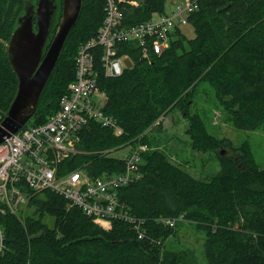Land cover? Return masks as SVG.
<instances>
[{
	"label": "trees",
	"instance_id": "obj_1",
	"mask_svg": "<svg viewBox=\"0 0 264 264\" xmlns=\"http://www.w3.org/2000/svg\"><path fill=\"white\" fill-rule=\"evenodd\" d=\"M135 1L121 5L123 26L163 14L168 2ZM190 1L196 9L186 17L194 37L187 39L176 27L168 47L160 54L149 50L147 58H142L136 41L117 42L118 55L132 60L131 69L118 76L102 73L101 48L92 46L96 87L105 95L102 113L112 117L122 134L115 136L107 126L88 121L79 135L78 152L59 164L58 174L83 170L91 178L118 175L124 172V159L102 152L147 146L140 153L138 179L115 190L118 204L110 229L100 228L50 190L34 193L24 188L27 203L22 207L27 211L19 207L16 214L5 210L0 216V264H196L192 251L177 253L164 243L180 221L203 234L207 264H264V168L253 159L247 143L234 148L228 139L211 135L191 109L197 86L205 82L224 121L234 129L264 127V0ZM104 5L105 0H82L79 17L27 126L45 123L58 109V100L74 78L79 46L96 37ZM23 7L24 0H0L1 119L17 88L5 50ZM60 8L61 0L49 41ZM174 110L187 123L184 133L190 149L212 153L219 170L194 177L165 151L153 148L147 132L160 129V120ZM48 217L54 221L52 227L44 221ZM163 219L174 220V226ZM138 225L145 231L141 239Z\"/></svg>",
	"mask_w": 264,
	"mask_h": 264
},
{
	"label": "built area",
	"instance_id": "obj_2",
	"mask_svg": "<svg viewBox=\"0 0 264 264\" xmlns=\"http://www.w3.org/2000/svg\"><path fill=\"white\" fill-rule=\"evenodd\" d=\"M135 4V0H105L101 26L95 38L79 46L74 60V78L58 100V109L45 123L24 126L1 142L0 216L5 210L16 214L19 207L24 206L27 201L24 188L34 193L50 190L63 197L68 207L79 208L100 228L110 229V218L115 217L118 204L115 190L138 179L140 153L147 150V146L140 145L129 151L124 158V172L119 175L91 178L83 170L58 174L59 164L78 152L79 135L88 121L107 126L115 136L122 134L112 117L102 113L105 95L96 87L97 70L92 46L101 48L98 60L102 73L106 77L118 76L124 70L121 58L130 57L118 55L117 42L136 41L142 47V58H147L149 50L160 54L168 47L173 29L186 25V16L196 9L195 3L186 0L175 6L170 14H158L152 18L153 15L141 24L123 26L121 5ZM162 221L170 227L175 224L174 220ZM136 231L141 239L145 231L139 225ZM2 242L0 229V253Z\"/></svg>",
	"mask_w": 264,
	"mask_h": 264
},
{
	"label": "rangeland",
	"instance_id": "obj_3",
	"mask_svg": "<svg viewBox=\"0 0 264 264\" xmlns=\"http://www.w3.org/2000/svg\"><path fill=\"white\" fill-rule=\"evenodd\" d=\"M185 1H166L164 3L165 11L163 14H170L175 6L181 5ZM57 3L59 4V0ZM157 15L154 14L152 18ZM177 27H179V30H181L187 39L194 37V31L191 25L186 24ZM121 59L123 68L131 69L132 61L124 57ZM213 94L212 88L207 83L200 82L197 86L196 94L193 95L192 112H197L201 116L211 135L228 139L231 147L236 148L242 143H247L254 157L253 159L260 168H264V127L254 130L234 129L230 123L224 121L225 116L222 110L218 108ZM159 123L161 128H152L147 132L146 136L152 143L153 148L165 151L173 163L184 166L191 176L204 177L206 174L219 170V164L213 160L214 155L212 153H200L190 149L188 136L184 133L187 123H185V120L178 111L174 110L169 112ZM130 150H132V146L128 145L108 151V155L114 158L124 159ZM21 209L27 211L23 207ZM52 220L50 217L44 219L49 227L53 226L54 221ZM192 227L187 222H177L173 228V235L164 241V243H166L168 250L176 251L177 253L187 250L192 251L196 264H207L205 256L203 255V234Z\"/></svg>",
	"mask_w": 264,
	"mask_h": 264
},
{
	"label": "water",
	"instance_id": "obj_4",
	"mask_svg": "<svg viewBox=\"0 0 264 264\" xmlns=\"http://www.w3.org/2000/svg\"><path fill=\"white\" fill-rule=\"evenodd\" d=\"M24 0L22 14L7 42V60L17 79L13 101L0 122V144L24 127L35 113L40 95L57 66L67 34L79 17L82 0H62L57 28L51 26L56 0ZM49 42V43H48ZM48 46L46 48V45Z\"/></svg>",
	"mask_w": 264,
	"mask_h": 264
},
{
	"label": "flooded vegetation",
	"instance_id": "obj_5",
	"mask_svg": "<svg viewBox=\"0 0 264 264\" xmlns=\"http://www.w3.org/2000/svg\"><path fill=\"white\" fill-rule=\"evenodd\" d=\"M37 1H38V0H33L32 3H33L34 5H36ZM57 1H58V0H56V4H57Z\"/></svg>",
	"mask_w": 264,
	"mask_h": 264
},
{
	"label": "bare ground",
	"instance_id": "obj_6",
	"mask_svg": "<svg viewBox=\"0 0 264 264\" xmlns=\"http://www.w3.org/2000/svg\"><path fill=\"white\" fill-rule=\"evenodd\" d=\"M122 173H123V172H122ZM122 173H120V174H122ZM118 175H119V174H118ZM25 194H26V193H25ZM25 194H24V195H25ZM25 196L27 197V195H25ZM26 203H27V201H26ZM26 203H25V204H26ZM25 204H24V205H25Z\"/></svg>",
	"mask_w": 264,
	"mask_h": 264
}]
</instances>
